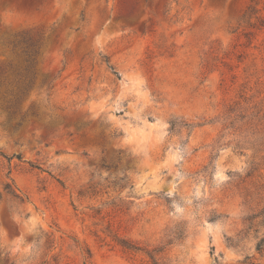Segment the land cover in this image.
Returning <instances> with one entry per match:
<instances>
[{
  "label": "rangeland",
  "instance_id": "obj_1",
  "mask_svg": "<svg viewBox=\"0 0 264 264\" xmlns=\"http://www.w3.org/2000/svg\"><path fill=\"white\" fill-rule=\"evenodd\" d=\"M0 72V264H264V0H0Z\"/></svg>",
  "mask_w": 264,
  "mask_h": 264
},
{
  "label": "trees",
  "instance_id": "obj_2",
  "mask_svg": "<svg viewBox=\"0 0 264 264\" xmlns=\"http://www.w3.org/2000/svg\"><path fill=\"white\" fill-rule=\"evenodd\" d=\"M21 39L15 40V41H8L6 43L12 44L14 48L19 47L20 45L24 44L23 46V54H24V59L23 62L20 64L19 68L15 70V83H16V102L19 103L20 99L22 97L27 96L30 91L35 87L38 81H40L41 85L45 84L47 82V77H44L40 74L35 69V66L37 64V58L40 54L41 48H42V43L39 40L33 39L28 34H23L20 35ZM112 67V66H111ZM114 69V67H112ZM1 74V72H0ZM2 76V75H0ZM5 83L4 80L1 79L0 77V86H2ZM11 107L8 106V109ZM11 115L16 114L14 111L13 113L10 112ZM23 123V119L18 123V126H20ZM8 189V192L15 196V197H20L18 193H16L14 190L11 189V186L8 184L6 186ZM127 248H134L138 249L135 246H129V245H124ZM264 247V237H262L259 242L257 243V249L262 250Z\"/></svg>",
  "mask_w": 264,
  "mask_h": 264
}]
</instances>
